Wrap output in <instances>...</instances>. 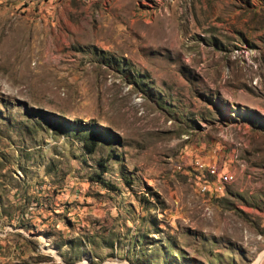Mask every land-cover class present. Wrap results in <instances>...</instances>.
Here are the masks:
<instances>
[{"label": "rangeland", "instance_id": "1", "mask_svg": "<svg viewBox=\"0 0 264 264\" xmlns=\"http://www.w3.org/2000/svg\"><path fill=\"white\" fill-rule=\"evenodd\" d=\"M0 264H264V0H0Z\"/></svg>", "mask_w": 264, "mask_h": 264}, {"label": "built area", "instance_id": "2", "mask_svg": "<svg viewBox=\"0 0 264 264\" xmlns=\"http://www.w3.org/2000/svg\"><path fill=\"white\" fill-rule=\"evenodd\" d=\"M197 163V162H195ZM206 171L209 174H215V169L213 168V166H207ZM231 178V175H227V174H220V181L225 182L228 181ZM202 189H205V185L202 186Z\"/></svg>", "mask_w": 264, "mask_h": 264}, {"label": "bare ground", "instance_id": "3", "mask_svg": "<svg viewBox=\"0 0 264 264\" xmlns=\"http://www.w3.org/2000/svg\"><path fill=\"white\" fill-rule=\"evenodd\" d=\"M198 165V164H197ZM198 166H200V165H198ZM260 259H261V257L258 259V261L257 262H260Z\"/></svg>", "mask_w": 264, "mask_h": 264}]
</instances>
